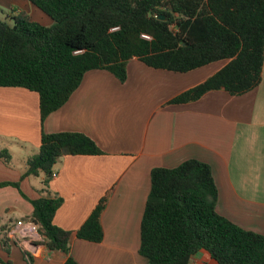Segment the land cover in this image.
<instances>
[{"label":"crops","instance_id":"crops-1","mask_svg":"<svg viewBox=\"0 0 264 264\" xmlns=\"http://www.w3.org/2000/svg\"><path fill=\"white\" fill-rule=\"evenodd\" d=\"M26 12L43 25L53 19L30 0H0L3 17ZM227 60L177 72L127 63L121 82L106 69L88 71L68 101L41 122L40 99L24 87H0V258L9 264H63L68 254L51 250L43 236L28 232L33 199L50 194L63 203L55 223L73 232L71 254L80 264H149L139 253L141 222L155 167L173 168L187 159L208 163L218 188L217 211L264 235V66L258 87L242 95L213 90L188 103H170L200 84ZM82 132L103 151L68 155L45 174L22 177L40 149L43 133ZM110 193L102 215L104 239H80L76 231L99 200ZM22 221L23 225H18ZM5 231L7 238L4 240ZM3 264V263H1ZM190 264H219L206 250Z\"/></svg>","mask_w":264,"mask_h":264},{"label":"trees","instance_id":"trees-1","mask_svg":"<svg viewBox=\"0 0 264 264\" xmlns=\"http://www.w3.org/2000/svg\"><path fill=\"white\" fill-rule=\"evenodd\" d=\"M30 1L53 24L34 21L24 11L0 18V87L37 92L42 124L68 101L88 71L106 69L124 82L132 58L177 72L228 61L170 103L196 101L213 90L242 95L262 81L264 0ZM102 152L82 132L43 133L39 152L28 159L22 177L43 172L45 193L62 157ZM0 158L10 163L12 157L0 148ZM7 184L19 186V182H3L0 187ZM109 197L107 193L99 200L76 231L78 238L104 239L102 215ZM217 200L218 188L208 163L192 158L173 168H153L139 253L149 264H190L201 250L219 264H264V235L221 215ZM31 201L29 221L38 226L42 243L67 253L63 264H80L71 254L73 232L54 221L63 199L46 194ZM1 263L9 264L0 258Z\"/></svg>","mask_w":264,"mask_h":264},{"label":"built area","instance_id":"built-area-1","mask_svg":"<svg viewBox=\"0 0 264 264\" xmlns=\"http://www.w3.org/2000/svg\"><path fill=\"white\" fill-rule=\"evenodd\" d=\"M143 36L145 38H149L150 39V36L149 35L143 34ZM18 225H23V222L20 221L18 223ZM26 225H27V229H28V232L29 233H31V234H39L40 233L39 230H38V226L35 223H33V222L30 221Z\"/></svg>","mask_w":264,"mask_h":264},{"label":"rangeland","instance_id":"rangeland-1","mask_svg":"<svg viewBox=\"0 0 264 264\" xmlns=\"http://www.w3.org/2000/svg\"><path fill=\"white\" fill-rule=\"evenodd\" d=\"M0 18H2V19H3V18H6V17H3V15L0 13Z\"/></svg>","mask_w":264,"mask_h":264},{"label":"water","instance_id":"water-1","mask_svg":"<svg viewBox=\"0 0 264 264\" xmlns=\"http://www.w3.org/2000/svg\"><path fill=\"white\" fill-rule=\"evenodd\" d=\"M160 18H163L164 19L165 17L163 15H161Z\"/></svg>","mask_w":264,"mask_h":264}]
</instances>
